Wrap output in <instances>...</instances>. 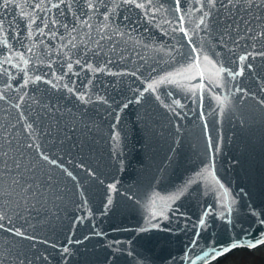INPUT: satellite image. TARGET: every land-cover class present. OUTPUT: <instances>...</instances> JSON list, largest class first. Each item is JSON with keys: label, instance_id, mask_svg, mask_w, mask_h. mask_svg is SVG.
<instances>
[{"label": "water", "instance_id": "water-1", "mask_svg": "<svg viewBox=\"0 0 264 264\" xmlns=\"http://www.w3.org/2000/svg\"><path fill=\"white\" fill-rule=\"evenodd\" d=\"M13 2L21 7L0 8V45H7L0 47V156L7 161L0 223L33 239L0 230V264H207L213 259L197 257L213 242L226 246L245 231L254 242L264 233L257 225L264 219V58L248 61L253 68L236 80L219 73L221 66L239 71L240 55L264 50V39H240L249 27L253 35L264 31V0L250 12L218 5L208 30L201 0H182L179 13L173 0H93L94 10L87 0H68L71 11L51 8L45 34L31 39L20 13L49 0ZM36 76L42 80L25 86ZM65 85H87L91 102L82 105ZM149 85L155 90L145 91ZM232 200L230 227L220 213ZM161 210L168 219L153 218Z\"/></svg>", "mask_w": 264, "mask_h": 264}, {"label": "snow or ice", "instance_id": "snow-or-ice-1", "mask_svg": "<svg viewBox=\"0 0 264 264\" xmlns=\"http://www.w3.org/2000/svg\"><path fill=\"white\" fill-rule=\"evenodd\" d=\"M125 2H134V0H125ZM81 3H85V0H81ZM182 3V0H173V4L175 7V11L176 12H181V8L180 5ZM65 5L66 9L68 11H71V4L68 3V0H60V3H51V0H49V6L46 8L44 5H42L41 3H35L33 2L32 5V11L30 13H25L23 11H21L20 16L22 19H26L27 20V38L31 39L33 35H43L44 33V28L48 27L49 24V20L47 18L48 16V12L51 10V8H55V9H60L61 5ZM10 5H12L13 7H21L19 4H14L13 0H0V8L3 9H7ZM219 5L220 9H225L227 11H231L232 9H237L238 11H245V12H250L251 9L256 6V7H260V5L257 4V0H201V9H198V11H203V8L206 6L208 8V11L203 12V15L201 17V24L204 25L205 30H208V28L212 27V24L209 22L208 17L213 15L212 10L217 9V6ZM86 7L87 9L90 10H94L96 8V4L93 2V0H87L86 3ZM135 7L137 8H143L144 5L141 3H136ZM77 11H79V9H77ZM40 12L44 13V19H41V17L38 15ZM63 14V13H62ZM86 15V13H85ZM109 15L108 13H105V19H108ZM181 21H183V16H180L179 18ZM228 17H225V22H224V30L225 32H231L233 31V25L231 23H228ZM256 19H261V17H256ZM51 24L53 25H58L60 23V21L56 20V19H51ZM214 22L219 23V11L217 10L215 17H214ZM40 23L44 24V27H40ZM82 23H86V21H82ZM249 21L245 20L244 24L245 25H249ZM236 29H239V23L236 24ZM181 32L184 33L185 36L188 35V33L185 31V29L183 28V26L180 27L179 29ZM4 28H3V21L0 20V32H3ZM253 30L251 27L248 28L247 33L245 34V36L240 37V39H246V40H252L253 42L260 40V39H264V31L262 32H257L254 35L252 34ZM53 36H55V33H52ZM7 45H0V47H6ZM252 48H255V43H253L251 45ZM29 51H31V49H29ZM197 49L193 48V52H196ZM257 56L264 58V50L261 51H255V52H245V54L240 55L239 56V63H240V69L239 71H233L229 68H225L223 66L220 67L219 69V73L221 74H226L227 77L231 78L232 80H236L237 77H241L243 76L244 73V69L245 67H247V69L251 70L253 68V64L248 62L251 59H255ZM23 60V57H20ZM208 57H205V60H207ZM6 63H11V58H6L5 60ZM23 62L25 64L28 63L27 60H23ZM247 62V63H246ZM77 64H80L81 62L79 60L76 61ZM49 67H51V65H49ZM72 64L69 63L68 64V69H69V73H71L72 71ZM87 68L95 71V72H103L104 69L100 68V67H96L93 68V66L91 64L86 65ZM6 71V70H5ZM9 79H11V77H9ZM57 79H61L60 77H57ZM42 77L41 76H36L35 79H31V78H27L24 81L25 86L28 85L29 83L32 84H36L37 82L41 81ZM164 81L162 80L161 83H163ZM45 83H52L51 81H45ZM91 83V81L89 82ZM73 84H75V82H73ZM53 87H55V84H53ZM67 91L69 92L70 95H74L76 100H78L82 105H86L88 103L91 102V99L89 97V94L87 92V85L84 86L83 91H79L77 87H72L69 88L67 85L64 86ZM154 91L155 88L152 85H149L148 89H145V91ZM237 92H244L243 88H236ZM5 97L2 93H0V100H3ZM20 100H24V97H20ZM98 100H102V97H97ZM157 99H159V97H157ZM226 99V98H225ZM218 103H220V99L217 98ZM106 102V101H105ZM174 103H176L177 106H180L179 101H174ZM15 107H20L19 104L14 105ZM125 107H127V105H125ZM173 111H175V109H173ZM33 125L26 123V129H32ZM68 137H66L67 139ZM117 137H113V139H116ZM29 148L33 147L32 144L28 145ZM209 148H214V146L211 144V142L209 143ZM37 150L40 151L39 147L37 146ZM6 155V154H4ZM40 158H42L44 161H47L49 163H51L52 165H56L58 167L63 168V165H58L57 161L55 159H50L48 155H44L43 152L40 153ZM11 163L15 166V168L17 170L20 169L21 167V163L16 161V160H12ZM7 164V161H5L3 159V156H0V177H2L3 175V166ZM63 171L66 173V175L68 177L71 178V180L76 181L77 177L75 175H73L72 172L68 171L66 168H63ZM15 183L19 184V180L14 181ZM31 185H28V189L27 190H31ZM114 185H109V189L110 190H114ZM4 195L3 191H0V197H2ZM174 199H179V195H177L176 197H174ZM109 203H111V201L109 200ZM235 200L226 202V206H227V211L225 212H221L220 213V218L222 222L227 223L230 227L232 226V213L234 211L233 205H235ZM170 207V205H169ZM178 211V209L176 210ZM252 215H256V216H260V213H256V212H252ZM209 215H214V213H210L208 211H206L204 213V217H208ZM156 217H160L163 219H168V216L165 215V211L161 210L157 213H154V219ZM3 217L0 216V220H2ZM206 225V219L205 218H201L198 222L197 225H194V230L196 233V237L197 239H194L191 243L193 245L198 243V238H199V234L201 231L204 230ZM257 225H264V219H258L257 220ZM158 228L157 224H153L151 229H148L147 231H151L152 229H156ZM0 230H5L8 232L13 233L15 236L18 237H24L25 239H33L32 237H26L24 235L23 232H21L19 229H12V228H8L5 229L4 225L2 223H0ZM140 231H146L145 229H141ZM230 241H235V237H230ZM264 243V233H262L254 242L251 239V233L245 231V235L244 237L240 238L238 241L235 242H230L228 245L223 246V247H218L215 245V242H213V244L209 247L208 251L204 252L203 257H197V259L200 260H206L208 258L211 259H216L219 258L221 255L228 253L229 251L233 250L234 248L238 247V246H244V247H248L249 249H253L257 246H259V244ZM69 251V249L67 247L64 248V252L67 253ZM187 258V257H186ZM191 264H195V261H191Z\"/></svg>", "mask_w": 264, "mask_h": 264}, {"label": "rangeland", "instance_id": "rangeland-1", "mask_svg": "<svg viewBox=\"0 0 264 264\" xmlns=\"http://www.w3.org/2000/svg\"><path fill=\"white\" fill-rule=\"evenodd\" d=\"M210 264H264V243L253 249L238 246L219 258L213 259Z\"/></svg>", "mask_w": 264, "mask_h": 264}, {"label": "trees", "instance_id": "trees-1", "mask_svg": "<svg viewBox=\"0 0 264 264\" xmlns=\"http://www.w3.org/2000/svg\"><path fill=\"white\" fill-rule=\"evenodd\" d=\"M211 263V261L210 262H208L207 264H210Z\"/></svg>", "mask_w": 264, "mask_h": 264}]
</instances>
